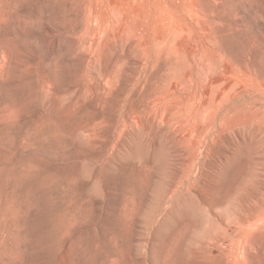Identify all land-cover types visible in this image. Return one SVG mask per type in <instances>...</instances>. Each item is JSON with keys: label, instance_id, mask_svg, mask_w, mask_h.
<instances>
[{"label": "rangeland", "instance_id": "1", "mask_svg": "<svg viewBox=\"0 0 264 264\" xmlns=\"http://www.w3.org/2000/svg\"><path fill=\"white\" fill-rule=\"evenodd\" d=\"M0 264H264V0H0Z\"/></svg>", "mask_w": 264, "mask_h": 264}]
</instances>
